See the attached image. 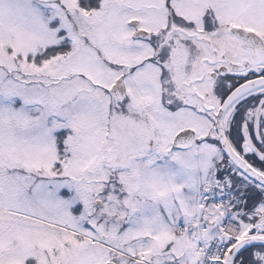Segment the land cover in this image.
<instances>
[{
  "label": "snow or ice",
  "instance_id": "snow-or-ice-1",
  "mask_svg": "<svg viewBox=\"0 0 264 264\" xmlns=\"http://www.w3.org/2000/svg\"><path fill=\"white\" fill-rule=\"evenodd\" d=\"M0 264H264V0H0Z\"/></svg>",
  "mask_w": 264,
  "mask_h": 264
}]
</instances>
